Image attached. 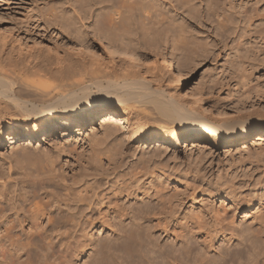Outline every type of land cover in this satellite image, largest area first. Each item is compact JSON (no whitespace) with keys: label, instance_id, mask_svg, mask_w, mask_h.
<instances>
[{"label":"rangeland","instance_id":"1","mask_svg":"<svg viewBox=\"0 0 264 264\" xmlns=\"http://www.w3.org/2000/svg\"><path fill=\"white\" fill-rule=\"evenodd\" d=\"M34 1L0 0V55L9 57L24 68L46 69L67 79L85 78L86 74L81 67L95 66L97 60L105 66L121 67L125 64L124 59L116 55L118 52L114 48L113 52L117 53L113 54L106 37L92 29L100 9L98 6L103 5L99 3L101 0H95L98 4L92 7L90 13H86L87 17L82 22H85L84 26L70 7L80 0H44L49 4H58L54 11L42 6L43 0ZM153 1L162 3V8L169 9V13L174 14L176 21L182 23L184 32L187 33H184L185 44L180 41V36L177 35L180 31H177L172 34L174 37L171 35L170 39H163L158 48L143 44L136 48V57L143 64L142 72L148 78L152 79L154 76L153 81L158 77L155 78V74L161 73L163 85L168 89L166 75L170 71L162 68L161 61L164 57L169 58L184 69L190 89L196 88L202 96L213 98L212 100L219 98L217 101L224 102L225 109L229 108L225 103L229 97L232 99L238 81L237 74L233 75L231 72L230 47L237 38L246 34L243 33L245 18L240 17L230 4L226 6L230 24L223 42L219 34V18L207 9L206 0H194L195 8H178V11L172 8L175 0ZM261 10L264 17V3ZM71 21H75L76 26L84 31L83 37H77L74 33H67L69 36L65 34L66 24ZM8 24L15 26L13 32H17H9ZM45 28L48 34H43ZM261 28H264V23ZM152 50L156 53L155 58L149 53ZM111 55L117 58L116 61H111ZM248 62L251 63L249 68L260 73V81L264 82V53H256ZM125 65L122 68H126ZM181 94H185V91ZM203 110L208 115H217L216 111L205 105ZM2 112L0 111V124H11V119ZM131 116L134 121L139 119L146 127L154 126L153 121L146 122L147 118L142 114L132 111ZM104 121L105 119L100 118L96 125H90L82 132L60 131L53 137L47 138L44 135L32 142L13 141L8 135L0 137V198L3 202L8 199L13 206H17L27 196L38 197L40 189L33 183L39 184L41 178L45 179V175L50 174L49 170L71 154H78L75 158L80 167L75 169L74 180L68 178L64 183L59 178H52L47 180L46 185L55 195L53 209H60L67 215L75 213L74 223L78 222L75 231L68 230L64 233L67 245L61 254V264H94L100 242L108 239L119 243L124 238L122 230L136 227L139 223L145 228H151V236L153 234L152 238L157 241V247L169 244L176 248L182 247L181 235L183 231L187 233V226L199 224L197 222L207 225L208 230L223 228L222 231L228 234L227 238L230 229H233L230 226L257 227L252 221L264 211V148H259L253 142L254 139L233 144L206 143L205 149L209 154L202 160L189 156L185 141L177 145L170 144L168 149L161 145L162 153L149 157L153 153V143L137 139L119 121L115 123V134L108 138L104 134L107 126ZM107 159H112V163L108 165ZM249 162H252L253 169L250 174L244 175L241 169ZM91 173L95 175L92 176ZM225 179L239 186L237 196L227 197L218 191V186ZM88 183L94 184V189L89 194L92 205H65L68 191L74 197L76 188L80 189V186ZM246 196L250 197L249 203H243ZM120 210L121 213H117ZM166 220H169L168 224L165 223L169 231L167 229L164 232L163 227L159 226ZM216 222H219L218 225ZM93 224L95 227H92ZM199 239L203 241V237ZM227 241L229 240L219 234L215 238L216 251L212 250L211 256L217 255L219 247L231 245L236 249L231 241ZM32 254V260L36 262L39 254ZM26 260V256L19 260L14 258V264H25Z\"/></svg>","mask_w":264,"mask_h":264},{"label":"bare ground","instance_id":"2","mask_svg":"<svg viewBox=\"0 0 264 264\" xmlns=\"http://www.w3.org/2000/svg\"><path fill=\"white\" fill-rule=\"evenodd\" d=\"M43 1L42 6L48 7L47 9L54 11L58 7V4L56 6L54 3ZM175 2L172 8L177 11L178 8H195L194 0ZM206 2L207 9L219 18V34L223 42L230 24L226 14L228 4L240 17L245 18L246 22L243 26L244 31L242 30L246 34L237 38L230 47L231 72L233 75L237 74L238 81L232 99L227 98L228 101L225 103L229 108L225 109L224 102H218L219 98L218 101L212 100L213 98L202 96L200 90L190 89L184 69L169 58L164 57L161 61L162 68L170 71H166L168 89L163 85L161 73L157 72L155 78L156 76L159 78L153 81L154 76L151 79L142 72L144 68L136 57L134 51L136 48H140L142 44L158 48L163 39H170L177 31H180L177 34L180 41L184 43L186 39L184 33L187 32H184L182 23L176 21L177 18L169 13V9L162 8V3L153 0H101L99 3L103 5L98 6L100 9L97 11L95 26L92 29L106 37L112 52L113 48L118 52L116 54L114 51L113 54L124 59L126 65H123L126 68H122L123 65L105 66L97 60L95 66L81 67L86 74L85 78L67 79L58 77L60 75L50 73L46 69L24 68L9 57L0 55V105H3L0 111L11 119V124H0V137L8 135L13 141L32 142L44 135L47 138L53 137L60 131L82 132L88 126L96 125L102 118L107 124L104 134L108 138L115 134V123L119 121L125 124L137 139L153 143V153H149L151 154L149 157L161 154V145L168 149L170 144L177 145L181 141H185L189 156L201 160L209 154L206 151V143L233 144L254 139L253 142L263 149L264 82L260 81L262 76L260 73H255L249 68L251 63L248 61L256 53L257 55L264 53V28H261L264 23L261 13L264 0H206ZM97 4L98 1L95 0H80L78 4H71L70 7L76 13L78 21L82 23L87 17L86 13H90L92 7ZM10 24L8 31L13 32L15 26ZM74 24L75 21L66 24L65 34L74 33L77 37H83L84 31ZM84 25L85 22L82 26ZM46 30L45 28L42 31L43 34H48ZM153 51L149 53L155 58L156 53ZM110 58L112 62L117 59L112 55ZM184 91L185 94H181ZM101 100L106 103L98 109L94 102ZM203 105L216 111L217 115H208L207 111L203 110ZM132 111L146 116L148 120L145 119L146 122L153 121L154 126L146 127L139 119L134 121ZM143 116L141 118H144ZM77 155L71 154L69 158L59 161L58 166L49 170L48 176L45 175V179L41 178L39 184L33 183L40 189L38 197L27 196L17 206L10 205L8 199L3 202L0 198V264H14V258L19 260L22 256L27 257L25 261L27 264H61L63 256L61 254L67 245L64 242V233L68 230L75 231L78 222L74 223L75 213L67 215L60 209L57 211L53 209L55 195L46 185L52 178H59L64 183L68 178L74 180L75 169L80 167L76 162ZM111 160L107 159L108 165L112 163ZM249 164L242 167V174H250L253 167L252 162ZM93 183L80 186V189L76 188L74 197L68 191L65 205L93 203L90 202L89 195L94 189ZM234 184L225 179L218 186V191L227 197H235L239 186ZM245 198L243 203L250 199L247 196ZM119 212L121 213V210L117 211ZM262 212L257 215L255 221H252L257 227L230 226L233 229H230L228 238L226 231H222L223 228L213 227L214 230H208L207 225L194 220L199 224L195 225L194 222V225L187 226V233L183 231V234H180L183 241L180 248L169 244L157 247V241L152 238L153 234L151 236V228H145L140 225L141 223L136 227L128 226L129 228H123L121 233L124 238L119 243L108 239L100 242L97 248L98 257L94 264H264V211ZM168 222L169 220H166L163 222L164 226H159L163 227L164 232L169 228L165 225ZM161 224L160 221L159 225ZM92 227H95V224ZM219 234L231 241L236 249L231 245L219 247L217 255L212 257L210 253L212 250L216 251L215 238ZM174 235L177 237L176 233ZM200 237H203L202 242ZM33 252L39 254L36 262L32 260Z\"/></svg>","mask_w":264,"mask_h":264},{"label":"snow or ice","instance_id":"3","mask_svg":"<svg viewBox=\"0 0 264 264\" xmlns=\"http://www.w3.org/2000/svg\"><path fill=\"white\" fill-rule=\"evenodd\" d=\"M94 103H96V105H97V108L99 109V108H102L103 107V105L106 103V102H104V101H97V102H94ZM91 110H86V112H90ZM87 118V117H86Z\"/></svg>","mask_w":264,"mask_h":264}]
</instances>
